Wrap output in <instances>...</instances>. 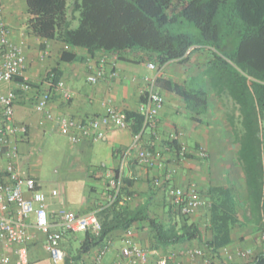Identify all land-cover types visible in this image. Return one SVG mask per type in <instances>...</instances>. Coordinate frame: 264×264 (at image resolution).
I'll return each mask as SVG.
<instances>
[{
  "label": "crops",
  "instance_id": "crops-1",
  "mask_svg": "<svg viewBox=\"0 0 264 264\" xmlns=\"http://www.w3.org/2000/svg\"><path fill=\"white\" fill-rule=\"evenodd\" d=\"M12 7L5 6L6 20L13 29L15 40L23 43L27 56L26 74L37 86L31 92H23L16 79L12 85H4L1 91L8 87L19 91L15 120L25 124L28 132L25 136L16 138L19 149L18 167L24 175L38 180L42 190L39 176L33 173L31 152L40 150V145L48 135L62 134L59 117L66 115L82 120L95 118L105 113L107 104H111L122 114L138 111L139 103L145 99L149 80L155 78L171 79L191 86L200 83L198 78L205 69L207 52L209 53L207 49L197 50L193 54L195 58L192 56L188 63L171 61L163 67H158L149 52L141 50H128L120 54L97 52L91 56L83 49H75L76 60L63 62L60 59L61 52L68 47L57 41L27 34L25 24L19 30L21 16L14 14ZM25 17L27 19V14ZM200 54H206V57H202V62L197 60V55ZM102 57L105 58V70H114L115 75L106 76L97 84L91 85L86 81V75ZM150 63L156 64V68H149ZM54 67L61 72L60 80L65 83L72 96L66 99L60 90H53L50 110L54 118L49 120L35 109V103L40 93L49 88L44 79ZM159 91L165 98L164 105L159 109L154 123L142 130L138 148L127 159L123 169L124 177L131 179L133 183L123 191L119 205L135 209L147 204L150 213L169 216L175 208L170 207L172 200L167 195L168 188L180 187L189 191L195 187L208 205L188 217L202 228L203 240L178 245L170 251L202 248L207 242L218 245L222 240L218 231L223 229L226 231L223 239L229 238L230 241L227 245H220L222 247L217 256L211 255L216 264H251L257 255L264 254V241L260 237L264 231V219L259 220L251 215L245 178L237 161L240 146L228 123L226 107L222 101L212 96L208 112L194 117L183 97L166 89ZM133 135L129 123L127 128L108 129L100 139L86 138L76 144L69 140L73 146L67 154V176L61 181L60 189H53L47 196V210L52 224L60 228L61 210L87 213L99 211L110 203V173L120 165L121 152L132 143ZM177 145L179 150L184 149L189 156L178 154ZM137 149L153 151L161 166L152 168L139 163ZM199 150L206 151L207 156L201 158ZM6 165V157L0 155V182L7 181ZM170 171L171 179L162 181V186L158 188L155 180ZM54 190L57 191L56 194L53 193ZM26 195L30 196V193L26 192ZM210 206L214 210V221ZM223 214L228 216L225 222L218 219ZM33 219L34 216H30L29 222ZM130 229L134 241L151 251L147 264H155L164 252L151 247L148 223H140ZM29 232L33 236L27 243L28 264H54L45 249V234L33 227L29 228ZM85 236L81 232L63 231L61 246L67 255L80 247ZM109 241L110 248L101 264H113L117 261L129 264L127 233H112ZM18 247L12 245L3 248L0 245V259L7 256L9 264H18ZM225 247L229 249L230 257L224 253ZM245 250H250L251 254L245 257L239 255L240 251ZM98 252L99 247L84 254L73 264H92ZM206 253L208 254L207 251ZM188 262L205 264L202 257L190 260L182 256H178L170 264ZM0 264H3L1 260Z\"/></svg>",
  "mask_w": 264,
  "mask_h": 264
},
{
  "label": "trees",
  "instance_id": "trees-1",
  "mask_svg": "<svg viewBox=\"0 0 264 264\" xmlns=\"http://www.w3.org/2000/svg\"><path fill=\"white\" fill-rule=\"evenodd\" d=\"M23 1L25 31L66 45L68 49H63L60 56L63 62L76 60L75 49H83L91 56L97 52L141 50L149 52L158 67H163L171 61L188 63L197 50L207 49L205 69L196 86L156 78V87L183 97L194 117L208 112L212 96L222 101L240 146L237 161L245 178L251 215L264 219V0H73L71 6L68 0ZM182 20L192 24L198 35L171 29ZM75 21L78 25L73 27ZM60 77L61 72L54 67L44 80L54 85ZM124 116L134 134L142 130V114L133 111ZM176 147L179 154L180 148ZM184 156L189 155L185 152ZM123 183L118 197L97 211L102 223L100 234L86 232L80 247L71 250L70 255L66 253L64 264H73L98 247L100 250L112 233H127L134 225L145 222L151 247L164 253L175 246L203 240L199 224L184 215L173 201L170 207L175 209L169 216L150 213L147 204L135 209L120 206L123 191L133 182L124 177ZM161 186L162 183L157 185ZM210 210L214 221L212 206ZM218 219L225 222L228 216L223 214ZM218 232L220 244L202 245L214 257L220 245L230 241L223 239L226 231ZM251 264H264V254L257 255Z\"/></svg>",
  "mask_w": 264,
  "mask_h": 264
},
{
  "label": "built area",
  "instance_id": "built-area-1",
  "mask_svg": "<svg viewBox=\"0 0 264 264\" xmlns=\"http://www.w3.org/2000/svg\"><path fill=\"white\" fill-rule=\"evenodd\" d=\"M5 6L0 0V155L7 159L6 172L7 181L0 182V245L9 248L18 245V264H28L27 243L32 238L29 228L33 227L45 234V249L54 264H64L66 252L61 246L63 231L67 232H90L100 234L102 223L97 211L78 213L73 210H61L59 213V225L52 224L47 210V194L40 189V183L33 177L26 176L18 167L19 149L16 138L25 136L28 127L25 124L17 123L15 120V105L18 99L16 90L8 87L1 91L4 85H12L16 79L19 80V87L23 92H31L33 81L26 74L27 56L23 43L15 40L13 29L6 20ZM105 58L102 57L92 70L86 75V81L95 85L106 76L115 75L114 70L107 72L104 68ZM148 67L156 68V64L150 63ZM155 79L149 80L148 88L144 101L138 105V112L143 116L142 130L150 123H154L160 108L163 107L165 98L158 90ZM48 83V82H47ZM43 90L38 96L35 109L41 112L49 120L54 118L50 110V101L53 90H60L66 99L72 93L66 88L63 81H58L54 85ZM60 132L67 136L72 143H79L86 138L100 139L105 136L110 128H127L129 122L117 108L107 104L103 115L91 119H77L71 116H61L58 119ZM142 130L133 135L132 143L125 148L120 155V165L118 171L111 172L108 181V191L110 203L113 202L121 192L124 185V167L128 157L138 148L142 137ZM139 163L147 167H158L156 155L150 149H137ZM185 150H180V155L184 156ZM201 158L207 156L206 151L199 150ZM172 172H168L162 178L155 180L159 185L162 181L171 179ZM30 193V196L26 195ZM57 193L56 190L53 191ZM168 195L172 201L180 206L184 215H191L199 208L207 206L208 203L200 196L197 189L193 187L185 191L180 187H169ZM11 208L14 210L11 211ZM34 216L33 221L29 222L30 216ZM264 241V231L261 233ZM109 240L102 246L92 264H101L104 255L110 248ZM127 244L130 256L129 264H147L151 251L139 246L132 237V230L127 231ZM224 253L230 257L228 248H223ZM250 250L240 251L239 255L249 256ZM178 256L188 257L193 260L202 257L205 264H216L214 257H211L202 248H184L178 251L172 250L159 256L155 264H170ZM217 256V255H216ZM3 264H9L7 256L2 257ZM113 264H123L117 261ZM183 264H192L191 262Z\"/></svg>",
  "mask_w": 264,
  "mask_h": 264
},
{
  "label": "rangeland",
  "instance_id": "rangeland-1",
  "mask_svg": "<svg viewBox=\"0 0 264 264\" xmlns=\"http://www.w3.org/2000/svg\"><path fill=\"white\" fill-rule=\"evenodd\" d=\"M4 6H13L14 14L21 16L19 30L24 27L26 23L25 3L23 0H3ZM15 3V4H14ZM73 0H68V6H71ZM78 25L75 21L73 27ZM173 31L186 32L191 36H197L198 30L187 21H180L171 26ZM195 55V54H194ZM206 54L197 55V60L203 61L202 57ZM194 57V56H193ZM192 57V58H193ZM195 58V57H194ZM192 62H195L194 60ZM191 72L192 69L190 70ZM228 105L232 104L228 102ZM72 144L64 134L53 133L48 135L40 145V150L31 152V163L33 165V173L39 176L43 191L48 195L53 189H60V183L67 176L68 169L67 154L72 148ZM69 186V184H68Z\"/></svg>",
  "mask_w": 264,
  "mask_h": 264
}]
</instances>
